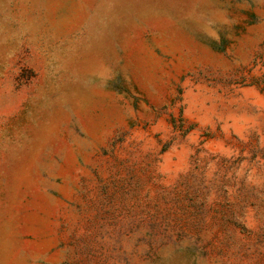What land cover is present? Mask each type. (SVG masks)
Returning <instances> with one entry per match:
<instances>
[{
    "label": "rangeland",
    "instance_id": "374dc122",
    "mask_svg": "<svg viewBox=\"0 0 264 264\" xmlns=\"http://www.w3.org/2000/svg\"><path fill=\"white\" fill-rule=\"evenodd\" d=\"M0 264H264V0H0Z\"/></svg>",
    "mask_w": 264,
    "mask_h": 264
}]
</instances>
